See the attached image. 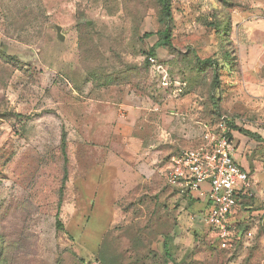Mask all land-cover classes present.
Returning a JSON list of instances; mask_svg holds the SVG:
<instances>
[{
	"label": "rangeland",
	"instance_id": "374dc122",
	"mask_svg": "<svg viewBox=\"0 0 264 264\" xmlns=\"http://www.w3.org/2000/svg\"><path fill=\"white\" fill-rule=\"evenodd\" d=\"M170 2L152 65L159 0H0V264H264V0ZM223 122L256 191L230 250L164 179Z\"/></svg>",
	"mask_w": 264,
	"mask_h": 264
},
{
	"label": "built area",
	"instance_id": "2783aa9c",
	"mask_svg": "<svg viewBox=\"0 0 264 264\" xmlns=\"http://www.w3.org/2000/svg\"><path fill=\"white\" fill-rule=\"evenodd\" d=\"M149 61L157 63L155 57ZM231 132L224 122L219 127L206 126L198 145L172 157L164 174L166 186L179 195L206 199L201 220L215 232L222 250H230L235 244L231 218L240 203L256 197L251 176L237 160Z\"/></svg>",
	"mask_w": 264,
	"mask_h": 264
},
{
	"label": "trees",
	"instance_id": "16d2710c",
	"mask_svg": "<svg viewBox=\"0 0 264 264\" xmlns=\"http://www.w3.org/2000/svg\"><path fill=\"white\" fill-rule=\"evenodd\" d=\"M159 4L161 7V12H160V18H159V22L160 24L164 27L163 30L159 31L157 33L158 37H159V41L157 42V44L155 45V47H153L149 52H148V57H155L156 56V49L159 47H166L168 48L170 51L174 50V45L172 43V7H171V2L170 0H159ZM152 37V35H146V38H150ZM201 62V61H200ZM202 64L205 65H211L212 61L210 59L204 60L201 62ZM215 76H216V80L215 83L218 82V78H217V73L215 72ZM63 155L65 158V168H64V177H63V183H62V187L60 189V202H59V207H61L62 205V201H63V193H64V188L66 186V183L68 181V176H69V171L67 168V152H66V144L64 143L63 145ZM254 199H247L245 198L244 201H242L240 203V208L247 206L249 203H251ZM164 246V250H165V254L166 256H170L169 250H168V245L167 244H163ZM172 259V258H171Z\"/></svg>",
	"mask_w": 264,
	"mask_h": 264
},
{
	"label": "crops",
	"instance_id": "0c3cea01",
	"mask_svg": "<svg viewBox=\"0 0 264 264\" xmlns=\"http://www.w3.org/2000/svg\"><path fill=\"white\" fill-rule=\"evenodd\" d=\"M89 115H90V117H89L90 120H94L95 122L97 121L99 124H103L106 127L108 119L106 118L105 114L103 116L93 114V118H92V114H89ZM167 118L168 119L165 122L166 127L163 126V128L165 129L164 136H163V134L160 133V131H161V127L159 125L160 123L149 122L147 119H144L142 121L143 130L140 132H137V134L139 135L137 137L138 138L137 141H139L143 145V144H147L148 139H153V140L155 138L162 139L161 137H163V140L167 141L169 139V136H170V138L172 140V138L175 137V135H176V132H175L176 129L173 126V122H172L173 120L170 119V116H167ZM205 128L206 127H204V130H205ZM130 134L128 135L129 136L128 138L129 139L131 138V140H128V142H133L134 135L133 134L130 135ZM191 135H192L191 132L189 130L186 131L184 128L182 131V134H180L179 137L186 139V138H190ZM125 137H127V136H125ZM112 142H114V140H112ZM204 187L207 188V186H204ZM198 200H202L203 204H205L207 206L208 203H207L206 199H204L202 197V198H198ZM234 221H235V217H232L231 218V225L233 224Z\"/></svg>",
	"mask_w": 264,
	"mask_h": 264
},
{
	"label": "water",
	"instance_id": "95a60500",
	"mask_svg": "<svg viewBox=\"0 0 264 264\" xmlns=\"http://www.w3.org/2000/svg\"><path fill=\"white\" fill-rule=\"evenodd\" d=\"M57 31H58V36L60 40H64V36L61 34L62 28L61 27H57Z\"/></svg>",
	"mask_w": 264,
	"mask_h": 264
}]
</instances>
